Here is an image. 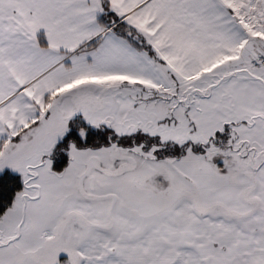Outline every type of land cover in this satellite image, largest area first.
<instances>
[{
  "label": "snow or ice",
  "instance_id": "1",
  "mask_svg": "<svg viewBox=\"0 0 264 264\" xmlns=\"http://www.w3.org/2000/svg\"><path fill=\"white\" fill-rule=\"evenodd\" d=\"M0 264H264V0H0Z\"/></svg>",
  "mask_w": 264,
  "mask_h": 264
}]
</instances>
